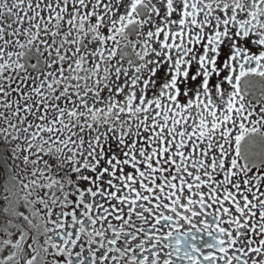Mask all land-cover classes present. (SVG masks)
Listing matches in <instances>:
<instances>
[{"label": "snow or ice", "instance_id": "snow-or-ice-1", "mask_svg": "<svg viewBox=\"0 0 264 264\" xmlns=\"http://www.w3.org/2000/svg\"><path fill=\"white\" fill-rule=\"evenodd\" d=\"M0 264H264V0H0Z\"/></svg>", "mask_w": 264, "mask_h": 264}]
</instances>
